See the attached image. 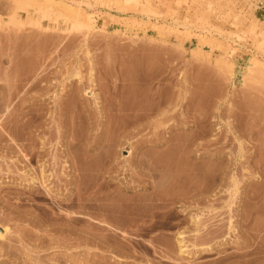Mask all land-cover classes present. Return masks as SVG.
I'll use <instances>...</instances> for the list:
<instances>
[{"label": "rangeland", "instance_id": "1", "mask_svg": "<svg viewBox=\"0 0 264 264\" xmlns=\"http://www.w3.org/2000/svg\"><path fill=\"white\" fill-rule=\"evenodd\" d=\"M263 3L0 0V264H264Z\"/></svg>", "mask_w": 264, "mask_h": 264}, {"label": "bare ground", "instance_id": "2", "mask_svg": "<svg viewBox=\"0 0 264 264\" xmlns=\"http://www.w3.org/2000/svg\"><path fill=\"white\" fill-rule=\"evenodd\" d=\"M45 1H50V0H45ZM53 0H51V2H52ZM257 1H259V0H257ZM261 2H264V0H261ZM264 4V3H263ZM60 5H61V7H63V9L68 13V14H70V15H72V16H75L76 17V19H77V23L78 24H80V26H90V19H89V16H87V14H86V12L83 10V7H82V4H81V2H73V3H71V4H69V3H60ZM17 6V5H16ZM15 6V7H16ZM14 7V6H13ZM13 7H12V9H13ZM19 7V6H18ZM18 7H16V8H14V11L15 12H13V22L15 23V28H17V29H15L16 30V32L15 33H17L16 35H18L19 34V32H20V29H21V27H22V19H21V14H20V11H19V9H20V7L18 8ZM1 17V16H0ZM2 18V17H1ZM0 18V19H1ZM0 22H1V24H0V27H1V25H2V21L0 20ZM5 24H6V26L8 25V22L6 21L5 22ZM3 26V25H2ZM1 29V28H0ZM4 29V28H3ZM8 29V28H7ZM1 31V30H0ZM4 31V30H3ZM21 31H22V29H21ZM2 32V31H1ZM4 33H5V31H4ZM20 35V34H19ZM16 37V36H15ZM254 58V59H253ZM252 58V60H254L255 62H257L258 60L255 58V57H253ZM146 76H148V74L146 75ZM146 78V77H145ZM142 79H143V76H142ZM147 79V78H146ZM146 79H145V81H146ZM150 80V79H149ZM143 82H144V79H143ZM151 88H152V86H151ZM151 90V89H150ZM156 90V89H155ZM154 91V90H153ZM152 91V94H150V97H151V99H150V101L148 100L147 101V98H149L148 96H149V94L147 95V96H142V100L144 101V99L147 101V103L148 104H143V103H141V106H139V104H138V106H137V108H135V109H133V112H131V113H133V118L135 119V121H141V120H143V119H145V118H148L150 115H152L154 112H157L159 109H160V104H161V101H159V98H158V100L156 99L157 98V96H158V94H157V92H153ZM149 92V91H148ZM91 93V92H90ZM139 93V92H138ZM151 93V92H150ZM135 94V93H134ZM137 94V93H136ZM144 94V93H143ZM160 94V93H159ZM141 95V94H140ZM145 95V94H144ZM138 98H140V100H141V97H138ZM135 100H137V99H135ZM140 100H137V101H139L140 102ZM141 100V101H142ZM136 103V101L134 102V104ZM143 104V105H142ZM136 106V105H135ZM134 106V107H135ZM113 108H114V106L112 107V110H113ZM111 110V109H110ZM114 110H116L115 108H114ZM161 110V109H160ZM119 111V108H118V110H117V112ZM122 111V110H121ZM125 111V110H124ZM109 112H111V111H109ZM113 112V111H112ZM111 112V113H112ZM123 113V115H125L124 114V112H122ZM131 113H130V115H131ZM115 114H117L116 112H115ZM119 114H120V112H119ZM127 114H129L128 112H127ZM121 115V114H120ZM135 123V122H134ZM191 129V128H190ZM111 140V139H110ZM109 140V141H110ZM112 141V140H111ZM161 141V140H160ZM162 143V142H161ZM161 143H160V145H161ZM165 143V142H164ZM163 144V143H162ZM166 144V143H165ZM159 146V143H158V145H156L155 147H158ZM162 146V145H161ZM164 147V146H163ZM168 147H169V145H168ZM128 154H130V153H128ZM191 156V155H190ZM197 156V155H196ZM128 157H129V155H128ZM194 157H195V155H194ZM200 157V156H199ZM198 157V158H199ZM196 158V157H195ZM214 158V157H213ZM213 158H211V159H213ZM192 162V161H191ZM194 163V162H193ZM189 164H191L190 162H189ZM208 164V163H207ZM191 165H193V164H191ZM208 165H210V164H208ZM206 167H207V165H206ZM210 167V166H209ZM209 167H207V169L209 168ZM188 168H190L189 170H190V172H191V169H192V172H193V170L195 169V167H194V169H193V167L191 168V166H188ZM210 169V168H209ZM188 170V171H189ZM193 187V186H192ZM197 187V186H196ZM190 188V187H189ZM188 188V189H189ZM194 188V187H193ZM193 188H191L190 190L192 191V192H195V191H193L192 189ZM144 189V188H143ZM196 189H198V188H196ZM146 190H147V188H146ZM189 190V191H190ZM182 233L181 232H179V236L181 235ZM0 237H2V234H0ZM178 241V243H179V253L180 254H183V250H182V248H181V243L182 242H184V240H177ZM204 248V247H203ZM206 248H204V250H205Z\"/></svg>", "mask_w": 264, "mask_h": 264}]
</instances>
